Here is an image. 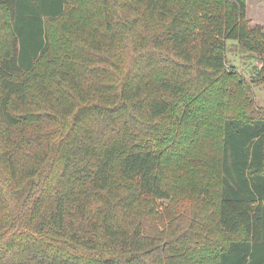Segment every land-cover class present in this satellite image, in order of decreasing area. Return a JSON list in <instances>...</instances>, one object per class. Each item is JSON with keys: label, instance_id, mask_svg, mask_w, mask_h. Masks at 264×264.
I'll return each instance as SVG.
<instances>
[{"label": "trees", "instance_id": "trees-1", "mask_svg": "<svg viewBox=\"0 0 264 264\" xmlns=\"http://www.w3.org/2000/svg\"><path fill=\"white\" fill-rule=\"evenodd\" d=\"M245 0H0V264H264V111L227 64Z\"/></svg>", "mask_w": 264, "mask_h": 264}, {"label": "rangeland", "instance_id": "rangeland-1", "mask_svg": "<svg viewBox=\"0 0 264 264\" xmlns=\"http://www.w3.org/2000/svg\"><path fill=\"white\" fill-rule=\"evenodd\" d=\"M245 4L248 25H260L264 32V0H245ZM225 56L227 64L237 70V74L248 86V95L253 106L264 111V80L258 77L263 69L260 57L233 39L226 41Z\"/></svg>", "mask_w": 264, "mask_h": 264}]
</instances>
